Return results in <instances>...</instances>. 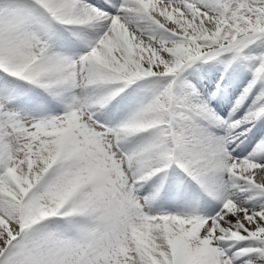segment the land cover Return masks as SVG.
Segmentation results:
<instances>
[{
	"label": "snow or ice",
	"instance_id": "6c2138e0",
	"mask_svg": "<svg viewBox=\"0 0 264 264\" xmlns=\"http://www.w3.org/2000/svg\"><path fill=\"white\" fill-rule=\"evenodd\" d=\"M0 264H264V0H0Z\"/></svg>",
	"mask_w": 264,
	"mask_h": 264
}]
</instances>
